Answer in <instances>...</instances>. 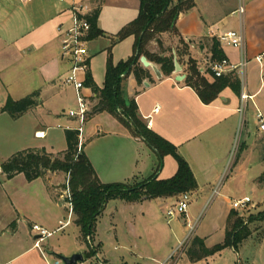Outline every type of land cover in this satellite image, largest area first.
I'll list each match as a JSON object with an SVG mask.
<instances>
[{
	"label": "crops",
	"instance_id": "obj_1",
	"mask_svg": "<svg viewBox=\"0 0 264 264\" xmlns=\"http://www.w3.org/2000/svg\"><path fill=\"white\" fill-rule=\"evenodd\" d=\"M76 1L87 4L90 10H93L97 5L93 0ZM172 1L176 2V0ZM192 1L194 7L180 14L176 21L180 37L189 45V55L181 58V66L179 65L181 73L173 72L167 78L160 73V78H157L151 71L152 79L155 82L149 83L145 80L140 86L137 85L133 77L135 81V86L132 88L133 94L126 101L134 100L138 115L147 128L177 148L179 155L190 167L197 184L196 170L202 174L214 170V167L206 164V154L199 150L202 146L201 135L219 123L228 125L227 119L229 122L234 121L235 123L236 116L239 114L237 110L240 106L239 97L243 88L248 95L253 96L251 101L253 107L255 105L254 96L260 89L255 93L254 90L249 92L247 82L244 81V86L240 87L239 94L230 88H225L213 103L204 105L196 93L184 85V80L176 81V76L184 75L185 62L189 57L197 62L199 69L207 68L210 57L207 41L212 38L216 39L224 32L241 28L244 37L243 53L247 62L243 71L244 79H246L249 63L254 62L258 55L264 53V0ZM240 5L244 8L242 17L234 13ZM138 10V0H101L96 26L105 35L86 42L93 43L96 47L99 40L102 42V49L98 52L100 57L97 61L93 55L96 50L90 52V55L88 54V74L98 89H101L104 83L108 60L107 50L111 47L110 38L115 36L126 24L133 21L138 15ZM71 17L68 1L62 3L58 0H30L28 2L0 0V75L4 71L10 70L12 82L17 84H20L21 76L26 75L27 79L32 81L26 86L28 89L26 96L37 93L38 101L36 107L28 110L19 118H11L14 124L24 120L20 124L19 133L13 135L14 142L18 143L16 147L20 149L18 151L44 149L52 153L65 150L64 131L47 140V131L52 130L51 126L47 125L50 119L57 122L66 113L63 109H56L49 105V101L56 96L63 95L67 90L63 80L69 73L70 64L60 57L57 28L60 25L69 26ZM168 37L169 35L161 37L165 48H169L165 42ZM133 45V37L113 45L111 47V49L113 48L112 54L110 49L113 64L130 58L133 54ZM219 45L225 59L231 64L239 63L240 50ZM124 47H126V52L123 55H117L120 49L125 51ZM154 47L156 45L152 43L151 52L156 51ZM171 50L176 57L175 50L172 48ZM259 66V73L263 76L264 59ZM237 74L238 72H234L230 75L237 77ZM124 79L120 82V91ZM71 90L75 100L74 91L72 88ZM84 94L88 100L94 102V106L97 102L95 94L86 87ZM9 97L11 96L9 95ZM9 97L5 98L4 104L1 106V113H5L2 109ZM10 99L17 101L12 97ZM68 120L73 121L69 118ZM73 128L75 127L73 126ZM81 138V143L84 142L82 150L101 183L142 182L152 176L160 180L159 170L156 171L158 158L155 152L141 140L134 138L110 114L102 112L91 115L85 122ZM249 138L250 135H248ZM52 139L58 141L59 148L54 147ZM91 143H96V148L88 150V145ZM169 157L171 156L163 158V166H165V162L169 163L166 160ZM173 171L174 169L170 166L169 173L172 174ZM58 173L60 172L47 173L44 177L27 181L22 174L6 179L0 171V264H48L49 256H57L49 246L45 247L41 244V249L35 247L36 237L32 226L38 225L53 232L58 228L59 222L64 219L67 209L61 193L57 191L59 186L57 179L60 178ZM169 199L157 198L126 203H138L145 212L150 214L154 208L149 204L152 202L165 203ZM226 200L230 202L228 199ZM141 213L144 216V212ZM183 216L186 220L189 219L187 212ZM190 237L193 238L190 235L188 239ZM196 237L204 242L205 238ZM261 240L262 238L259 241ZM98 245L100 249V244ZM181 248L179 247V249ZM172 251L173 249L171 253ZM233 252L237 251L233 250ZM171 253L163 264H177L182 257L188 260L186 254L182 256L179 253L175 257Z\"/></svg>",
	"mask_w": 264,
	"mask_h": 264
},
{
	"label": "rangeland",
	"instance_id": "obj_2",
	"mask_svg": "<svg viewBox=\"0 0 264 264\" xmlns=\"http://www.w3.org/2000/svg\"><path fill=\"white\" fill-rule=\"evenodd\" d=\"M165 42L169 48L181 50L177 37L169 35ZM85 47L87 58L88 54L96 50L93 55L97 61L102 42L99 40L97 47L88 42L85 43ZM154 48L156 49L154 52H157V48ZM124 49L125 51L120 49L117 55H123L126 47ZM112 50L113 48L111 54ZM172 56L175 57L173 53ZM151 64L158 70L156 65ZM259 68V64L254 61L249 63L246 79L241 72L237 74L240 87L246 81L249 92L254 90L255 93L260 89L254 96V107L249 101L243 117L237 114L235 123L227 119L228 125L219 123L201 135L202 146L199 150L206 154V164L214 167V170L206 171L205 174L196 170L195 177L199 188L189 193L190 200L186 211L188 220L183 215L170 220L166 217V211L176 205L180 195L174 199L167 198L169 200L165 203L152 202L149 205H153L154 209L150 214L138 203L127 204L124 201L111 200L97 219L93 240H88L89 246L96 249V255L90 256L89 247L83 242L79 229L73 223V213L69 224L45 239L42 245L49 246L58 256L69 258L73 255H81L83 260L77 264H163L172 249L173 254L177 249L175 257L179 253L185 255L187 243L192 239L191 237L188 239L190 235L205 238L204 243L208 247L222 243L228 215L231 211H235L244 224L252 220L247 224L251 236L238 247L236 253L229 248L221 254L198 262H189L182 257L177 264H264V218L261 219L264 213V130H260V123L256 117L257 111L264 117V73L263 76L260 75ZM149 70L153 71L151 68ZM11 74L12 72L8 70L0 75V163H5L12 155L19 152V147H16L18 143L14 142L13 135L19 133L20 124L24 121L14 124L9 115L1 113V106L9 95L15 100L24 98L28 92L26 86L32 83L26 75L21 76L20 84L14 83ZM208 80L211 81L209 78ZM134 84L132 75L122 81L121 96L124 100L132 97ZM65 87L67 90L64 94L51 99L49 105L63 109L67 113L69 110H75L76 105L71 88L66 85ZM93 104L94 102L88 100L90 111ZM47 126L52 128L47 131V140H49L61 134L66 127H76L77 123L69 121L64 114L57 122L50 119ZM248 135H250L249 139ZM52 140L54 147L59 148L58 141ZM88 146V150L95 149L96 143ZM59 153L61 151L52 152L54 157H58ZM166 160L170 165L165 162L163 166L164 160L162 161L159 169L160 180L171 178L176 171L173 158L169 157ZM170 166L174 169L172 174L169 173ZM57 175L60 177L57 179L59 183L57 191L61 193L65 202L64 193L67 189L66 185L68 187L69 175L62 172ZM111 183L127 184L129 181L109 182ZM135 183L138 182H132ZM235 201H247V207L236 211L232 208V203ZM141 212H144V216ZM66 219L67 210L63 221ZM261 238L262 240L259 241ZM181 244L183 246L179 249ZM49 257L51 263L58 260L59 264H63L57 257Z\"/></svg>",
	"mask_w": 264,
	"mask_h": 264
},
{
	"label": "trees",
	"instance_id": "obj_3",
	"mask_svg": "<svg viewBox=\"0 0 264 264\" xmlns=\"http://www.w3.org/2000/svg\"><path fill=\"white\" fill-rule=\"evenodd\" d=\"M139 10L137 17L126 24L115 36L111 37V47L129 37L134 38L133 54L125 61L113 64L110 49L107 50L108 60L103 87L98 89L88 74L85 75L84 86L95 94L97 102L88 116L106 112L116 118L134 138L141 140L152 149L158 158V171L165 156H171L177 166L175 174L166 180H157L154 176L148 180L132 183L103 184L99 181L88 158L80 150L77 130H64L66 149L54 157L44 149H27L12 155L5 163H0V171L10 179L22 174L27 181L44 177L47 173L62 172L68 174V189L70 191L73 223L79 229L81 239L89 247L90 256L97 254L96 249L90 247L88 240H92L97 219L103 213L111 200L124 202H140L157 198H175L197 189L195 178L187 162L179 155L177 148L149 130L138 115L134 100L126 101L121 96L120 82L128 75H132L140 86L145 80L154 83L152 72L139 63L140 57H145L150 63L167 78L174 72V59L181 66V58L188 56L189 45L179 35L176 28L178 16L194 7L192 0H138ZM96 7L85 16L89 23V32L85 40H92L105 34L96 26L100 12L101 0H93ZM163 35L177 37L181 50H175L176 57L172 56L171 48H165L162 42ZM209 63L221 61L223 56L219 42L212 38L208 41ZM155 43L157 52H151V44ZM184 85L191 88L204 105L213 103L219 94L230 88L236 94L240 93V82L237 77L230 74L220 78L212 77L209 67L204 73L199 71L197 62L187 58L184 71ZM208 78L211 80L209 81ZM38 105L37 93H32L22 99L7 100L2 111L10 118L17 119L28 110ZM264 218V213L262 218ZM252 220H249L251 222ZM237 212L231 211L227 218L224 240L222 243L207 248L204 242L193 237L185 250L190 262L206 260L226 248L237 251L238 247L251 236L247 224ZM99 246V245H98Z\"/></svg>",
	"mask_w": 264,
	"mask_h": 264
},
{
	"label": "built area",
	"instance_id": "obj_4",
	"mask_svg": "<svg viewBox=\"0 0 264 264\" xmlns=\"http://www.w3.org/2000/svg\"><path fill=\"white\" fill-rule=\"evenodd\" d=\"M24 2H28L30 0H23ZM59 2L70 3V11H71V23L69 26L65 27L63 25H60L57 28L59 42H60V57L61 59L67 61L70 64V69L68 75L63 80V84L66 86H69L74 91V97H75V110H69L67 113H65V116L69 119H72L74 122L77 123V127L71 128L66 127L65 130H77L78 131V141H79V148L81 147V134L83 125L86 122V119L88 117V114L90 112V107L88 105V99L84 94V77L86 75V72L88 71V58H87V50L85 47V43L87 42L85 40V37L87 36L89 32V23L85 16H87L91 10L87 4L83 3H76L74 0H58ZM235 14H238L239 17H242L244 14V8L240 5L237 10L234 12ZM217 41L219 44L231 47L234 49H238L241 51V59L239 63L237 64H231L227 59H222L221 61L209 63L207 67H209L212 77L214 78H220L222 76L232 74L234 72H241L243 74V71L246 67V60L243 53L244 48V37L242 33V29L238 30H231L222 33L221 35L217 36ZM264 59V53L261 55H258L255 58V61L261 65L262 61ZM206 68L199 69L201 73H204ZM244 86V85H243ZM240 100V106L237 110V112L240 114L241 118L243 117V114L245 112L247 103L249 101L253 100V96L248 95L245 88H243L242 93L239 97ZM259 123H260V130H264V117L263 115L257 111L256 115ZM242 122V120H241ZM58 128H61L58 126ZM65 190V208L67 209V219L65 221H60L58 224V228L50 232L38 225L32 226V231L35 233V247L38 249H41V244L44 242L45 239L51 237L55 232H58L65 228L71 219L72 216V203H71V197L69 193V189L66 185ZM190 200V194L185 193L178 197V200L176 202V205L168 209L166 211V217L170 220L176 216H182L186 214L188 204ZM247 207V201H235L232 203V208L234 210H243ZM183 244H181L180 247H182ZM48 264H59L58 260H55L52 263Z\"/></svg>",
	"mask_w": 264,
	"mask_h": 264
},
{
	"label": "water",
	"instance_id": "obj_5",
	"mask_svg": "<svg viewBox=\"0 0 264 264\" xmlns=\"http://www.w3.org/2000/svg\"><path fill=\"white\" fill-rule=\"evenodd\" d=\"M139 63L142 65L143 68H151L155 74V76L157 78H160V72L154 68L152 66V64L150 62H148L146 60L145 57H140L139 58ZM174 73L176 74H179L181 73V68L178 64V62L176 61V59H174ZM185 79V76L184 75H177L176 76V81H183ZM63 264H77L78 262H81L83 260L82 256L81 255H73L69 258L67 257H62V256H56Z\"/></svg>",
	"mask_w": 264,
	"mask_h": 264
}]
</instances>
